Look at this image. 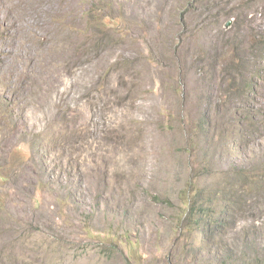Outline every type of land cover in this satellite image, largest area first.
I'll return each mask as SVG.
<instances>
[{"label": "rangeland", "instance_id": "obj_1", "mask_svg": "<svg viewBox=\"0 0 264 264\" xmlns=\"http://www.w3.org/2000/svg\"><path fill=\"white\" fill-rule=\"evenodd\" d=\"M263 165L264 0H0V264H264Z\"/></svg>", "mask_w": 264, "mask_h": 264}, {"label": "trees", "instance_id": "obj_2", "mask_svg": "<svg viewBox=\"0 0 264 264\" xmlns=\"http://www.w3.org/2000/svg\"><path fill=\"white\" fill-rule=\"evenodd\" d=\"M249 120H251L249 118ZM250 126L247 127V129H249ZM251 132L252 131H245L244 133H242L240 136L242 138L246 137V136H250L251 135ZM245 134V135H244ZM230 136H233L234 133H230L229 134ZM259 173L260 175H258V180L255 181V182H252L251 179L248 177L249 176V171L247 172H233L231 175H232V179L235 180V182L237 181H243V183L246 185V188H245V191L246 193H257L258 196H261L262 194H264V165L261 167V169L259 168ZM228 185L231 187L232 184L231 183H228ZM228 187V190H230V193L231 192V188ZM223 190V189H222ZM198 194L195 196V198L193 199V202L192 203H189L188 201L186 202L187 203V206H188V210H193L194 207L196 206V202H197V199H198ZM201 209L205 208L206 211L205 212H202L204 213L205 215H207L208 213V207H204L203 204H200L199 206ZM225 207H227V205L224 206V209ZM213 212V210L210 212V214ZM221 212V210L219 211ZM207 215L208 217L210 216ZM210 218V217H209ZM203 232V230H202Z\"/></svg>", "mask_w": 264, "mask_h": 264}, {"label": "water", "instance_id": "obj_3", "mask_svg": "<svg viewBox=\"0 0 264 264\" xmlns=\"http://www.w3.org/2000/svg\"><path fill=\"white\" fill-rule=\"evenodd\" d=\"M227 25H229V23Z\"/></svg>", "mask_w": 264, "mask_h": 264}]
</instances>
